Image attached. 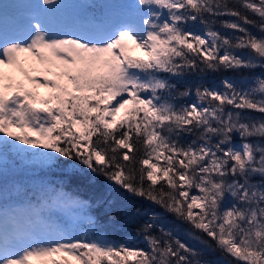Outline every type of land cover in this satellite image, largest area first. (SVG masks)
<instances>
[{
    "label": "trees",
    "instance_id": "16d2710c",
    "mask_svg": "<svg viewBox=\"0 0 264 264\" xmlns=\"http://www.w3.org/2000/svg\"><path fill=\"white\" fill-rule=\"evenodd\" d=\"M108 1L68 0L56 22L73 25L74 13L95 11L92 6L125 9L122 0ZM136 8L152 18L167 49L160 64L126 52L130 67L153 80L132 82L153 95L150 105L138 96L124 117L103 123L100 108L83 97L118 94L91 82L68 90L70 78L80 81L79 71L54 70L57 92L45 107L16 88L28 113L54 124L58 151L54 161L38 163L33 158L51 149L36 153L24 141L1 139L0 199L20 194L11 180L34 197L35 189L19 184L42 171L73 180L71 198L85 203L100 226L80 236L96 239L104 232L141 249L135 259L123 249L109 259L79 242L61 256L63 263L49 264H264V240L248 245L245 231L234 230L244 203L238 190L264 183L263 152L254 146L264 141L258 129L264 119V0H145ZM205 32L213 39L201 38ZM238 141H250V163L242 153H228ZM151 162L157 165L153 173ZM36 168L41 172H29ZM229 186L239 189L234 201L224 202Z\"/></svg>",
    "mask_w": 264,
    "mask_h": 264
},
{
    "label": "rangeland",
    "instance_id": "374dc122",
    "mask_svg": "<svg viewBox=\"0 0 264 264\" xmlns=\"http://www.w3.org/2000/svg\"><path fill=\"white\" fill-rule=\"evenodd\" d=\"M50 1L67 2V0H31L30 3L24 2L21 15L25 16H21L22 23L14 21L15 29L6 31L1 36L3 40L0 41V135H3L5 128H8L15 138L14 140L10 138L9 141L11 142L18 143L17 140L27 139L29 142L28 147L36 153L51 149L49 153H46L47 156L33 158L38 163H43V159H48V162L56 159L55 153L58 149L51 139L54 124L47 119H35L23 110L19 98L11 97L9 92H4L10 90L16 70L23 80L22 87H28L30 96L40 103H45L47 98L55 92L54 82L50 80L51 73L48 64L50 60L57 62L61 59L62 65H65L69 71L75 70L82 74L78 83L75 82V79L70 78L67 85L75 87V84H77L78 87H82L87 85L88 82L107 84L106 87L115 90L117 96L105 100L97 94L93 97H83V100L88 102L90 107L91 104H96L94 110L97 111L98 107L102 113L98 117L102 118L103 123H108L111 119L124 117L134 107L137 95L140 94V98L146 105H150L153 100L152 94L148 92L142 94L140 91L144 90L133 85L134 80L137 79V81L148 83L153 82V80L147 75L145 77L140 76L137 71L130 67L126 52L136 53L143 61H152L157 64L161 63L167 52L165 42L152 29L154 24L151 23V20L134 17L131 10L121 11V13L114 12L109 20L104 22V18L101 17L95 20L91 19L92 14L94 12L102 15L110 14L112 9L110 8L109 11L106 5L92 6L96 8L95 11H85L81 23L78 24L79 26L75 25L76 27L74 26L75 28L70 30L55 26L54 22L51 23L52 19H50L47 9ZM74 1L81 3L85 0ZM139 1L143 3L145 0H126L131 5ZM80 11L82 12V9ZM17 33L20 37L11 35ZM201 38L213 39V35L205 32L202 33ZM10 39L9 46H6L5 44ZM64 45L70 51L63 52L64 48L62 46ZM14 59L17 64L14 63ZM4 93L9 98L8 102L4 99ZM261 97L264 101V95ZM53 118L62 120L59 112L53 114ZM241 120L239 119L240 124L243 123ZM258 129L264 134V119L259 122ZM254 146L257 150L263 152L262 161L264 163V141H255ZM228 153H242L243 159L247 163H250L254 158L250 141L236 142L228 150ZM151 164L153 173L157 171V165L155 162H151ZM36 170L37 168L35 170L30 169L29 172L34 174L37 173ZM14 181L11 180L9 186H14L15 189L20 190V193H23L24 191L17 187ZM39 181L40 178L37 177L34 180L23 181L19 186L38 188L42 185ZM67 184L59 182L58 186L67 189ZM72 188H74L73 185ZM236 189L230 188V186L225 188L223 201H234L233 194ZM238 191L244 198V203L243 209L239 213L241 219L236 221V224L238 222L240 227L234 230L238 232L242 228L245 231L243 234L247 235L246 242L251 245L255 239L264 240V183L246 184V187ZM53 193L54 195L58 194L56 188ZM15 194L18 195V192L15 191ZM66 198L68 200H66V208L70 211L76 202L72 201L68 192ZM196 199V202L199 201V198ZM80 204L85 205L83 202H80ZM17 205L15 204L16 208ZM55 205L59 204L56 203ZM86 209L87 206L85 205L83 210L76 211L74 209L70 212L79 218L78 224L71 227V230L80 235L84 231L100 228V226L94 224L96 217L89 215ZM71 234L66 227L56 225L49 231L41 225L40 231L33 238L35 243L39 242L38 244L29 249L17 251V255L8 257L4 263L0 264H40L39 259L43 255H47L51 262H60L59 256L70 253V248L77 242ZM82 238L86 239L85 242L88 246L99 249L110 256L109 259L113 258L114 251L120 249L125 250L124 252H127L132 259L137 258V254L141 252L140 248H134L129 242L110 238L104 232L98 235L96 239L88 238L86 233ZM233 249L239 250V245L235 244ZM220 264H226V262Z\"/></svg>",
    "mask_w": 264,
    "mask_h": 264
}]
</instances>
